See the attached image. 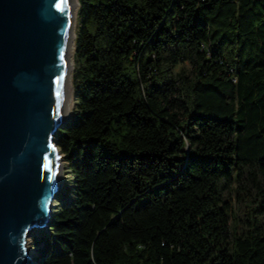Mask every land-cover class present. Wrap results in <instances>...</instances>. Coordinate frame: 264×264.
Masks as SVG:
<instances>
[{"label": "trees", "instance_id": "obj_1", "mask_svg": "<svg viewBox=\"0 0 264 264\" xmlns=\"http://www.w3.org/2000/svg\"><path fill=\"white\" fill-rule=\"evenodd\" d=\"M78 1L34 264H264V0Z\"/></svg>", "mask_w": 264, "mask_h": 264}, {"label": "water", "instance_id": "obj_2", "mask_svg": "<svg viewBox=\"0 0 264 264\" xmlns=\"http://www.w3.org/2000/svg\"><path fill=\"white\" fill-rule=\"evenodd\" d=\"M70 12L71 0H0V264H34L28 232L58 196Z\"/></svg>", "mask_w": 264, "mask_h": 264}, {"label": "rangeland", "instance_id": "obj_3", "mask_svg": "<svg viewBox=\"0 0 264 264\" xmlns=\"http://www.w3.org/2000/svg\"><path fill=\"white\" fill-rule=\"evenodd\" d=\"M79 23H80V19L78 17V13H77L76 29H77ZM73 61H74V63H73V69H72V72H71V82H72V75H73L74 64H75L74 58H73ZM181 67L190 68L188 63H183V64H179L177 66L176 70H179ZM72 92H73V106H72V115H71L70 119L73 116V110H74V107H75L74 88H72ZM70 119L67 122H69ZM66 123H63V125L66 124ZM55 142H57L56 135H55ZM58 149H59L60 156L62 157L61 175L64 177V182H63V186H62V188H61V190L59 191V194H58V196H61V199H59L58 196L56 197L54 202H52V210H55L56 207H58L59 205L68 202L73 197L72 183H71L72 182V174H71L70 169L67 166V163H66V161L64 159V154L62 153L59 144H58ZM232 201H233V204H234V207H235V210H236V214H237V216L239 218L238 219L239 224L241 225L242 224L241 218H243V216H244L243 205L235 198V195L233 196V200ZM231 221H232V218H231ZM47 229H48V225L46 224V225H43V226L32 228L28 232V235H27V238H26V250L29 253V255H31L32 257H34L36 255V253H37L36 245L34 244V239H39L41 235H43L44 233L47 232Z\"/></svg>", "mask_w": 264, "mask_h": 264}, {"label": "bare ground", "instance_id": "obj_4", "mask_svg": "<svg viewBox=\"0 0 264 264\" xmlns=\"http://www.w3.org/2000/svg\"><path fill=\"white\" fill-rule=\"evenodd\" d=\"M79 8L78 0H71V12L69 17V30H68V41H67V61H66V76L63 88V102L60 109L59 121L66 123L72 115L73 106V92L71 82V72L73 69V58L75 54V36H76V20ZM62 157H58V177L56 182V191L59 194L64 182V177L61 175L62 169ZM61 199V196H58ZM52 205V204H51Z\"/></svg>", "mask_w": 264, "mask_h": 264}]
</instances>
